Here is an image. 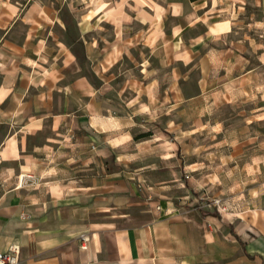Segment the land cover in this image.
<instances>
[{"label":"crops","instance_id":"crops-1","mask_svg":"<svg viewBox=\"0 0 264 264\" xmlns=\"http://www.w3.org/2000/svg\"><path fill=\"white\" fill-rule=\"evenodd\" d=\"M224 1L0 0V251L20 244L21 264H264V222L189 200L134 139L159 101L153 56L173 71L197 60L205 86L222 71Z\"/></svg>","mask_w":264,"mask_h":264},{"label":"rangeland","instance_id":"rangeland-1","mask_svg":"<svg viewBox=\"0 0 264 264\" xmlns=\"http://www.w3.org/2000/svg\"><path fill=\"white\" fill-rule=\"evenodd\" d=\"M227 1L229 6H224L222 14L233 18V32L211 44L230 47L223 65H219L222 71L213 74L211 86H205L197 60L188 67L177 63L173 71L167 67L166 58L153 56L149 62L157 68L153 75L159 81V101L152 114L151 107L143 105L145 114L134 124V139L140 145V157L155 160L153 170L176 172L177 177H172L176 181L171 185L185 181V188L192 194L189 200L202 197L199 201L217 203L226 218L262 223L264 0ZM67 30L69 41H74V23ZM102 32L107 34V28ZM79 51L84 67L81 73L96 81L81 42ZM121 69H129V64L124 62ZM144 77L150 79L151 74ZM83 141L81 136L80 143ZM166 158L174 162L165 167L155 165Z\"/></svg>","mask_w":264,"mask_h":264},{"label":"built area","instance_id":"built-area-1","mask_svg":"<svg viewBox=\"0 0 264 264\" xmlns=\"http://www.w3.org/2000/svg\"><path fill=\"white\" fill-rule=\"evenodd\" d=\"M217 204V203H216ZM161 208L158 207V210ZM83 240L86 239L83 237ZM86 248V246H83ZM21 246L18 243H12L7 250L0 251V264H21Z\"/></svg>","mask_w":264,"mask_h":264}]
</instances>
